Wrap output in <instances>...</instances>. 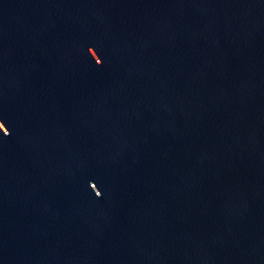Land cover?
Wrapping results in <instances>:
<instances>
[{"label":"water","instance_id":"water-1","mask_svg":"<svg viewBox=\"0 0 264 264\" xmlns=\"http://www.w3.org/2000/svg\"><path fill=\"white\" fill-rule=\"evenodd\" d=\"M0 264H264V0H0Z\"/></svg>","mask_w":264,"mask_h":264}]
</instances>
